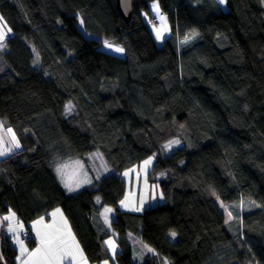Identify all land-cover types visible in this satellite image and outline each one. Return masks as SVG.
<instances>
[{
	"label": "trees",
	"instance_id": "trees-1",
	"mask_svg": "<svg viewBox=\"0 0 264 264\" xmlns=\"http://www.w3.org/2000/svg\"><path fill=\"white\" fill-rule=\"evenodd\" d=\"M158 1L170 18L160 44L149 0H132L129 22L115 0H0L11 30L0 44V120L19 142L0 158V215L11 208L27 223L60 206L93 262L108 257L97 222L108 204L118 264H133L128 232L169 264H264V0H226L225 11ZM94 150L111 172L90 171L67 193L55 167ZM149 156L143 176L158 183V202L149 193L140 212L121 210L123 169L146 168ZM0 240L5 264H16L1 227Z\"/></svg>",
	"mask_w": 264,
	"mask_h": 264
},
{
	"label": "crops",
	"instance_id": "crops-1",
	"mask_svg": "<svg viewBox=\"0 0 264 264\" xmlns=\"http://www.w3.org/2000/svg\"><path fill=\"white\" fill-rule=\"evenodd\" d=\"M11 128L7 124H5L2 120H0V137L3 138L4 143L0 145V151H4V155H0V158L8 155L10 152H13L18 147L16 143L18 142L17 138L13 140L12 132L9 133L7 130ZM19 144V142H18ZM101 159V157H100ZM102 162L107 164L102 158ZM84 168L86 172L83 171L80 177V183H84L85 181H91L92 177L90 171H87L86 163H84ZM102 173L108 174L111 172V166L105 167L102 165ZM133 177L128 186L127 178H123L125 181L126 189L125 194L121 201H119L118 206L121 210L125 211H134L140 212L141 209L148 204H151L149 193H151V188L148 191H142L141 187L144 184V176L143 173L139 172V165L131 167ZM128 172V171H127ZM123 176V173H121ZM87 182V183H89ZM81 186L78 184H74L71 186V190L67 188L66 191L69 194L78 190ZM155 193V191H154ZM123 202V203H122ZM105 209H111L110 212L106 214L105 218ZM55 213V215H52ZM3 215V214H2ZM0 215V216H2ZM114 217V207L112 205L105 204L101 207L99 212V217L97 222L100 227L103 228L104 231L108 233L106 237L103 239V252L108 253V257L101 258L97 261H89L85 252L83 251L79 241L77 240L76 236L72 232L68 220L63 212L62 208L59 206H55L47 211L45 214L41 216H37L36 218L32 219L31 221L24 223L19 217L16 218L17 226L16 232L17 235L13 231H9V227L7 228L6 220L0 219V227L4 231L7 238H9L17 248V262L16 264H25V261H28V264H35L39 260V256L33 257L31 260L29 259V254L32 253L38 247H41L40 240L41 236L45 234H55L59 236L61 239L67 242L70 250L74 253L75 259L72 260L71 264H118L115 258L116 253L119 251V245L117 242V233L113 230L111 226V221ZM43 219V223L37 224L36 221ZM50 226V227H48ZM30 229L34 236V243L29 245L28 243L24 242V240L20 239V234L25 229ZM37 232L41 234V236L37 235ZM12 233L16 235L14 241L12 240ZM74 238V239H73ZM127 238L129 243L131 244L132 253H131V261L133 264H144L146 257L154 256L155 261L157 264H169L166 259L161 258L157 253L147 245L137 233L128 232ZM23 244V248L26 251L22 252L21 243ZM78 245V248L76 247ZM42 255V253L40 254ZM156 255V256H155ZM63 264H69V260H64Z\"/></svg>",
	"mask_w": 264,
	"mask_h": 264
},
{
	"label": "rangeland",
	"instance_id": "rangeland-1",
	"mask_svg": "<svg viewBox=\"0 0 264 264\" xmlns=\"http://www.w3.org/2000/svg\"><path fill=\"white\" fill-rule=\"evenodd\" d=\"M213 1L216 2L220 6V8L222 10L225 11L227 9L226 0H224L223 3H221L220 0H213ZM148 7H149V11H150V13L152 15H158L160 13V11H162V8H161L158 0H149ZM0 17H2V16L0 15ZM149 23H150V26L151 27L156 28L155 29V33H156L155 35H156V42L158 44H160L163 39H165L166 37H168L170 35V18H169L168 13L165 12V15L163 17H160L159 21H157L156 23H153V22H149ZM77 26L83 32L82 20H81V18L79 16H78ZM9 29L10 28L8 27L7 22L3 18L0 19V32L5 33V38L8 37L11 34V31H9ZM158 33H159V36L157 35ZM5 38L2 41H0V44L5 40ZM181 40L184 41L185 38H183ZM181 40H179V42ZM101 45H102V47L105 48V50H109V51H114L116 49V47H118L117 45H115V43H111L109 41H104ZM108 45H111V47H109ZM1 46L3 47V44H1ZM174 142H176V143H174ZM178 143L179 142L175 138H173V139L167 141L164 144L163 148H164L165 151H170L172 148H174L176 145H178ZM16 150H14V151H16ZM10 153H12V152H10ZM6 156H4V157H6ZM100 157H101V159H100ZM102 158H104L102 152H100L98 150H94V151L90 152L89 154H87L86 157H83V158H72V159L66 160V161L58 164L55 167L56 176L58 177L59 182L65 188V190L67 188H69V187H66L65 186L66 183L70 187L73 186L74 184H78V185L81 186L78 189V190H80L82 187H84V186H86L88 184L87 182H89L87 180V181H85L82 184L80 183V177H81L83 171L86 172V169L84 168V163H86L87 171H91V172L93 170L94 171H97L94 174V176L95 177H100L101 174H102V168H101L102 165H104L105 167L110 166L108 164L103 163L102 162ZM149 158H151V160L153 159L152 156H149V157H147V158H145V159L142 160V162H141L142 164L141 165H145L144 164V161L149 160ZM99 159H100V165H99L98 170H97V165L99 163ZM151 164L152 163L146 165V168H145V166H144V168L141 167L140 170H139V172H141V173L146 172V174H147V172H148ZM131 169H132L131 167H127V168L123 169V171H128L127 172V175H125L126 178H127L128 186H130V183H131V180H132V177H133V173H132V170ZM156 183L157 182H150L147 179V177H146V179L144 177V184H142V187H141V190L142 191H148L150 189V186H152L150 197H151V199H154V201H152L154 203L155 202H158L155 199L156 198V195L154 193V189H157L158 192L160 191L159 186H158V183L157 184ZM78 190H76V191H78ZM72 193H74V192H72ZM160 200H161V198H160ZM216 201H217L216 204L218 205V207L221 209V211L225 215V221H226V223L228 225L231 224L230 223V220L232 219V212H230V208L228 207V204L225 203V202H223L220 199H217ZM151 204H153V203H151ZM13 213L15 214L14 217H12L9 220H6V224H7V228L11 226L13 229H15V231H13V232L17 235V232H16V226H17L16 218L19 217V216H18V213H17L16 210L10 208L2 216H0V219L4 220V217L11 216ZM229 214H231V215H229ZM20 219L22 220V218H20ZM228 229L231 230L229 227H228ZM25 230H26L25 232H28L30 234L31 231L28 228L25 229ZM14 233H12V235H11L13 241H14V238H16V235ZM172 233H174V232H171L170 233V237L171 238L174 237L172 235ZM31 234H32V232H31ZM32 238H33V234H32ZM29 240H31V239H29Z\"/></svg>",
	"mask_w": 264,
	"mask_h": 264
},
{
	"label": "snow or ice",
	"instance_id": "snow-or-ice-1",
	"mask_svg": "<svg viewBox=\"0 0 264 264\" xmlns=\"http://www.w3.org/2000/svg\"><path fill=\"white\" fill-rule=\"evenodd\" d=\"M221 3L224 2V0H220ZM2 19V17H0ZM9 31H11L9 29ZM159 36V33L157 34ZM5 38V33L0 32V41H2ZM107 43V42H106ZM111 47V45H108ZM117 52H122V48H116ZM9 133L12 132V130L9 128L7 130ZM13 140H15V134L12 133ZM4 143L3 138L0 137V145ZM176 143V142H174ZM16 146L18 147V142L16 143ZM0 155H4V151H0ZM151 163V158L149 160L144 161L145 165H148ZM127 175V173H125ZM66 187H69V190H71V187L66 183ZM123 203V202H122ZM111 209H105V218L106 214L110 212ZM14 213L11 216L4 217L5 220H9L12 217H14ZM52 215H55L53 213ZM231 215V214H229ZM35 223L41 224L43 223V219L36 221ZM50 227V226H48ZM9 231H15L11 226L9 227ZM38 236H41L39 232H37ZM173 236H175V233H172ZM74 239V238H73ZM21 243L22 252L26 251V249L23 248V244ZM41 247H38L35 249L32 253L29 254V259L31 260L33 257L39 256V260L35 262V264H63L64 260L68 259L69 264H71L72 260L75 259L74 253L70 250L69 246L67 245V242L63 239H61L59 236L54 234H45L41 236L40 240ZM78 248V245L76 246ZM42 253V255H40ZM25 264H28V261H25Z\"/></svg>",
	"mask_w": 264,
	"mask_h": 264
},
{
	"label": "water",
	"instance_id": "water-1",
	"mask_svg": "<svg viewBox=\"0 0 264 264\" xmlns=\"http://www.w3.org/2000/svg\"><path fill=\"white\" fill-rule=\"evenodd\" d=\"M116 8L125 22H129L132 14V0H115ZM1 247V241H0ZM0 264H5L0 248Z\"/></svg>",
	"mask_w": 264,
	"mask_h": 264
},
{
	"label": "built area",
	"instance_id": "built-area-1",
	"mask_svg": "<svg viewBox=\"0 0 264 264\" xmlns=\"http://www.w3.org/2000/svg\"><path fill=\"white\" fill-rule=\"evenodd\" d=\"M163 13H161V15H162ZM157 20V17L156 16H153L152 17V21H156ZM26 230H24L22 233H21V237L22 238H24V239H27V240H29V239H32V234H31V232H30V234L28 233V232H25ZM25 232V233H24Z\"/></svg>",
	"mask_w": 264,
	"mask_h": 264
},
{
	"label": "clouds",
	"instance_id": "clouds-1",
	"mask_svg": "<svg viewBox=\"0 0 264 264\" xmlns=\"http://www.w3.org/2000/svg\"><path fill=\"white\" fill-rule=\"evenodd\" d=\"M161 13H163L162 15H161ZM165 15V11H160V13L158 14V15H152V17L153 16H156L157 17V20L156 21H153V23H156L157 21H159V19H160V17H163Z\"/></svg>",
	"mask_w": 264,
	"mask_h": 264
}]
</instances>
